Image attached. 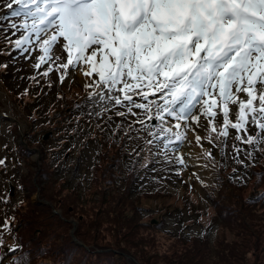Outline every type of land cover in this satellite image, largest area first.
<instances>
[{
	"label": "snow or ice",
	"instance_id": "6c2138e0",
	"mask_svg": "<svg viewBox=\"0 0 264 264\" xmlns=\"http://www.w3.org/2000/svg\"><path fill=\"white\" fill-rule=\"evenodd\" d=\"M0 2L9 10L0 21L22 18L21 24L13 20L3 30L29 32L14 41L15 48L31 43L33 34L40 42L33 67L39 70L49 65L40 75L48 77L55 65L56 71L62 70L59 81L63 84L82 73L90 81L86 87L95 89L89 99L113 102L112 109L104 105L96 116L112 111L120 118L136 117L127 124L129 132L133 124H140L149 135L162 139L165 149L173 143L172 137L177 142L187 139L180 129L189 127L188 121L210 129L208 137L195 135L197 144L202 139L211 144V133L226 142L230 130L243 144L264 143V0ZM0 67L7 68V64ZM137 96L146 103L136 102ZM157 96L162 103L150 99ZM115 106L127 107V112ZM233 111L234 120L230 118ZM218 116L222 117L219 126ZM141 117L161 123L153 132ZM167 117L176 121V131L165 127ZM251 125L259 129L255 135ZM235 151L240 154L242 150L237 147ZM204 154L213 157L209 150ZM247 157L251 159L252 153ZM4 162L0 159V165ZM177 163L183 165L185 160L177 157ZM3 231L12 232L7 218L0 225V246L5 243ZM13 264L27 261L21 256Z\"/></svg>",
	"mask_w": 264,
	"mask_h": 264
},
{
	"label": "rangeland",
	"instance_id": "374dc122",
	"mask_svg": "<svg viewBox=\"0 0 264 264\" xmlns=\"http://www.w3.org/2000/svg\"><path fill=\"white\" fill-rule=\"evenodd\" d=\"M8 13L9 10L4 8L2 2H0V16ZM12 20L17 25L21 24L19 22L21 18H12ZM5 21L9 20H2V22ZM7 25L4 26L5 29ZM6 34H14L17 39H21V35H28L29 32L24 29H20L19 31L10 29L6 31ZM39 43L33 34L31 36V43L22 45V48L16 49L11 56L0 55V63L5 60L9 64L6 71L0 69V158H3L5 161L3 165H11V168L8 170L0 169V195L5 197V191L11 190V187L14 188L11 205H5L9 211L12 210V205L16 204L18 199L23 197V192L17 189V182L19 178L27 174L24 160L20 157L17 158V152H15L17 145L27 150L29 158L34 162L31 185L33 188L32 192L34 193L31 194V200L34 205H37V202L40 203V201L41 204L50 205L52 203L43 199L38 190L40 185H44L43 183L40 184V168L44 165L45 161H48V158L45 159L46 154L43 149L46 148L49 155H51V149L53 151L58 150V154L52 155V158L59 164V174L57 177L65 176L72 187L81 183V189L85 190L91 177L92 165L98 159L100 148V141L93 134L97 132L105 136L113 135V131L117 128V125L125 128L127 124L132 123L136 119V117L131 115L126 118H120L115 116L112 111L103 116H96L95 113L102 111L104 105H108L109 109H112L113 102L107 99L104 101H100L98 98L95 100L89 99V93L95 89L86 87L90 81L82 73H76L72 78L66 79L61 84L59 76L62 70L56 71L55 68L49 73L47 79H42L41 84L36 87L42 86L43 91L36 102L27 98H23L21 101L20 94L30 83V77L37 75L38 72L45 71L49 66L48 64H44L39 70L33 67L38 62L37 57L40 54ZM23 48H27L28 51H23ZM56 63L58 64L59 61ZM53 66L55 67V65ZM46 81L48 83L44 84ZM76 84L78 86L81 85L85 90L82 96L83 105L70 112V110L67 111L60 105L62 100L61 93H65L72 85ZM134 99L137 102L146 103V101L141 100L138 96L134 97ZM150 99L161 102L158 96L150 97ZM38 105L39 107H37ZM232 107L235 111V106ZM33 108L35 109L32 111L31 109ZM51 108L53 109L50 110ZM115 108L127 112V107L115 106ZM198 108L199 104H197V108L193 109V111L197 112ZM134 111L141 112L139 109H134ZM234 111L230 114L231 119L235 117ZM35 112L36 116L40 119L33 122V120L28 119V116ZM64 114H67L66 118L60 119V115ZM76 114H83L85 117H89V120L87 121V119L83 118L77 119ZM109 116H111V119L108 118ZM166 121L165 127H173L176 123L171 117H167ZM221 121L222 117L218 116V126ZM201 122L205 121L202 119ZM74 123H77L79 127H76ZM187 123L189 127L180 129V131L184 132L187 129V139L183 142L174 141L173 144L169 145V148L165 149L163 148V143H158L162 139H154L158 142L153 149L154 156L152 157L151 164L139 171L134 183L133 192L130 195L132 204H129V207L125 209L128 216L121 220V225L119 224L120 226L118 227V229H121L123 225L125 228L135 229L133 233L138 232L136 230L139 229L144 232L143 234H146L148 231L154 233L155 239H150L149 237H145L144 239H147L149 243L152 240L151 243L155 244V246L151 248L148 243L146 250L139 249L140 254L136 249L135 239L129 237L122 238L119 234L115 235L114 221L116 220L115 218L120 217V210L117 206H108L102 203L101 199L103 197L96 194L95 199L92 201H98V203L91 205L89 211L85 213V218H90L89 221L85 220L84 224L79 225L77 217L68 220L76 222L75 230L80 231L78 227L81 226V231L84 234L82 243L87 248L100 250L98 248L105 249L108 247L110 250L130 256L133 264H138L134 259L138 254H140L138 257L147 256L148 264H176L180 263L179 258H182V250L175 247L181 244L177 239L178 237L191 239L207 236L212 240L216 238L219 226L216 223L208 225L209 221H205L207 218L198 221L195 209H207L212 204L210 189L212 188V184L217 181V178L222 174L224 175L225 169L230 164L229 147L237 133H235V130H230V137L226 139V142H224V138H220L215 143L212 141L210 144L208 139H202L200 144H197L195 135L199 134L204 137V134L208 130L205 131L196 127L191 121ZM12 125L16 126L17 129L15 131ZM173 130L176 129L173 127ZM250 131L252 135H255L259 132V129L251 125ZM142 133L143 131L136 132V138L130 140L127 146V150L130 153L129 159L134 157V151L139 150L145 142L153 137L147 134L143 136ZM193 133H195L194 136ZM43 134H48V138L42 140ZM238 143L240 146H235L242 151L240 154H237L235 150L233 152L235 171L233 170L230 173L229 179L244 182L250 174L247 168L249 165L256 163L260 156L258 150L263 143L258 146ZM61 144H64L62 150L58 149V146ZM206 150L211 151L213 157L206 156L204 154ZM248 152L252 153L251 159L247 157ZM177 157H183L185 164L181 165L177 163ZM238 160H243L245 164L238 163ZM223 169L225 170L224 173ZM122 188L124 190L126 184L122 185ZM155 194H161L160 198L147 197ZM216 194L217 192L215 191L214 195ZM133 202L135 203L134 205ZM191 208L194 213L190 211ZM54 209L52 207L53 213ZM4 211L3 201L0 199V222ZM44 213L40 222L46 225L50 224V227H47L46 231L50 233L54 232V238L58 236L59 232L71 235L73 224L71 227L68 224H66V227L61 226L57 219L49 216L48 210H44ZM60 213L62 216L61 211ZM56 215L62 219L58 214ZM62 217L65 220L64 216ZM94 220H99L100 226L97 225L98 221L93 223ZM153 220H156L157 223L151 224ZM147 222H151L148 228L143 226L144 224H148ZM21 227L22 225L20 224L19 228L21 229ZM67 228L68 230H66ZM44 230L33 228L35 233L44 232ZM123 233H126V231ZM224 234L223 231H221V234L219 232L220 236H224ZM30 237L32 236L30 235ZM41 237L39 238L41 239ZM135 237L137 240L143 239L136 235ZM44 240H48V238H42V242ZM100 244H105L106 247H102ZM153 251H156L157 254L153 253ZM53 253L55 255V251ZM84 253L85 260L87 259V263L85 264H88L89 260L92 264H126L124 259L117 255H105L107 257L94 256V259H92L93 257H89L91 253H88L86 250H84ZM74 256L76 259H73V264H78L80 256ZM5 259L7 257L3 260ZM128 264L131 263L128 261ZM239 264H242V261Z\"/></svg>",
	"mask_w": 264,
	"mask_h": 264
},
{
	"label": "trees",
	"instance_id": "16d2710c",
	"mask_svg": "<svg viewBox=\"0 0 264 264\" xmlns=\"http://www.w3.org/2000/svg\"><path fill=\"white\" fill-rule=\"evenodd\" d=\"M12 21V19L5 22L0 21V55L2 56L9 57L16 50L14 41L17 40V37H15L14 34H6L3 30L5 29L4 26ZM19 22L22 23V18ZM5 36H7L8 39H5ZM4 64H7V68L9 67L8 61L4 60L0 63V65ZM7 68L0 67L1 70L3 69L5 71ZM53 68L55 67L53 66ZM42 72L43 71L34 75L36 77L35 80L30 79L27 88L20 94L21 101L23 98H27L36 102L37 98L43 93L42 86L36 88L41 84L42 79H47V77L40 75ZM37 81H39V83H37ZM45 83H48V81L44 82V84ZM25 92H27V94H24ZM84 93L85 90L81 85H72L68 91L65 93L63 92V94L61 93L62 100L60 105H62L65 110L73 112L83 105L82 96ZM37 107H39V105ZM35 108L31 110L33 111ZM52 109L53 108L50 110ZM80 112L86 114L85 112ZM83 114H76V118H83L88 121L89 117H85ZM66 115L67 114L60 115L59 118H66ZM28 119L34 122L40 118L36 116L35 112L34 114L31 113ZM144 119L145 125L153 132L157 130L161 123L160 121H156V123L153 124V120L148 121L146 117ZM74 125L79 127L77 123H74ZM12 126L15 131L17 129L16 126ZM74 131H76V129H74ZM139 131H143V136L146 134L149 135L140 124H133V130L130 132L127 127L121 128V126H119L113 131L114 134L110 136H105L97 132L93 134V136L100 141V148L98 151V159L92 165L91 177L85 190L81 189V183L72 187L69 185V181L65 176L57 177L59 174V164L52 158V155L58 154V150L53 151V149H51V155H49L47 154V149H43L44 153L47 155H45V159L48 158V161H45L44 165L42 164L43 166L40 168V184L43 183L44 185L39 186V194L43 199L51 202L56 210H60L65 220L58 218L57 215L53 213L52 207L48 204L37 202L38 204L34 205L31 200V194L34 193L31 187L34 162L29 158L28 151L22 146L17 145L15 148L17 158L20 157L24 160L27 174L18 179L17 189L23 192V197L18 199L16 204L12 205L11 211L7 210L8 208L5 206L8 204L11 205L12 203V195L9 193L10 189H8L7 192L5 191V197L0 195V199L3 201V208H5L0 225H3L7 218L12 228L11 233L3 231L5 243L0 246L1 264H13V262L18 260L21 256L24 257L27 264H69V261L73 264V259H76L74 255L80 256L78 264H85L87 263V259L85 260V256L83 255L85 254L84 250L91 253L89 257H93L92 259H94V256L107 257L105 255H117L123 258L126 264H128V261L133 264L130 256L110 250L105 244L100 245L106 247L105 249L107 250L103 248H98L100 250L87 248L85 244L82 243L84 234L81 231V226L78 227L80 231H74V236L81 242L80 244L73 240L72 236L68 233L59 232L58 236L54 238V232L50 233L46 231V228L50 227V224H48V226L42 224L40 221L42 215L45 214L44 210H48L49 216L57 219L61 226L66 227V224H68V226L71 227L72 223L68 220L73 217H77L79 225H82L85 223V220H90V218H85V213L89 211L91 205L98 203V201H92L95 199L94 197L96 194H98L100 197H103L101 199L102 203L108 206H117L120 210V217L115 218L116 220L114 221L115 235L119 234L122 238L129 237L135 239L134 242L137 245L136 249L138 253H140V248L146 250L149 241L144 238L149 237L150 239H155V236H153L154 233L148 231L146 234H143L144 232L140 229L136 230L138 232L133 233L135 229L132 230V228L129 227L125 228L123 225L121 229H118L121 225V220L128 216L125 209L129 207V204H132L130 195L133 192L137 175L141 169L151 164L152 157L154 156L153 149L158 142L154 140V137H151L149 140H152L153 143L149 145L145 142L139 150L136 152L134 151V157L129 159L130 153L127 150V146L130 140L136 138V132ZM126 132L128 133L127 135L125 134ZM209 134L210 129L204 134V137H208ZM160 135L162 136L163 134ZM44 136L45 134H43L42 140H45ZM211 136L214 143L219 140L216 133H211ZM172 140L174 143L175 137H172ZM238 142L242 143L233 138L229 147L230 164L227 169H225L226 171L223 169V173L225 171L224 175L222 174L217 178V181L212 184V188L210 189L212 204L209 205L207 209H195L198 221L207 218L205 221H209L207 223L208 225L216 223L219 226L216 238L214 239L215 241L207 236L191 239L178 237L177 239L181 244L175 247L182 250V258H179L180 263L176 264H239L241 261L242 264H264V198H262L264 197V179H262V177H264V152L260 150L264 148V143L258 150L260 156L256 163L249 165L247 168L250 174L244 182H239L229 179V175L235 167L233 152L236 148L235 145L240 146ZM158 143H163V140ZM63 148L64 144L58 146L60 150ZM243 164L245 163L243 162ZM10 168L11 165L8 164L0 165V169L3 170H8ZM125 184L126 188L123 190L122 185ZM215 191L217 192L216 195H214ZM160 196L161 194H155L147 197L160 198ZM179 199L181 200L180 197ZM134 204L133 202V205ZM190 211L193 212V209L191 208ZM96 221H98L97 225L100 226L99 220H94L93 223ZM150 223L144 224L143 226L148 228ZM20 224L22 225L21 229L19 228ZM33 228L45 230L44 232L35 233ZM66 230H68V228ZM124 231H126V233H123ZM221 231L225 233L224 236L219 235ZM30 235L32 237H30ZM135 235L143 239L137 240ZM40 236H42L41 239L39 238ZM42 238H48V240L42 242ZM151 241L152 240H150L149 244L150 247L153 248L155 244L151 243ZM9 248L12 250L10 251ZM53 251H55V255ZM153 253L157 254L156 251H153ZM138 255L134 258L138 264H148L147 256L138 257ZM5 257H7V259L3 260ZM190 259L191 261H189ZM88 264H92L90 260Z\"/></svg>",
	"mask_w": 264,
	"mask_h": 264
},
{
	"label": "water",
	"instance_id": "95a60500",
	"mask_svg": "<svg viewBox=\"0 0 264 264\" xmlns=\"http://www.w3.org/2000/svg\"><path fill=\"white\" fill-rule=\"evenodd\" d=\"M44 138L47 139V138H48V134H45ZM13 189H14V188L11 187L10 195L13 194ZM40 203H41V201H40ZM50 206L53 207L52 204H50ZM53 209H54V207H53ZM54 213L58 214V215L63 219V217L61 216L60 211L54 209ZM71 222H72V224H73V229H72V231H71V236H72V238H73L76 242H78V243L81 244V242L78 241V240L74 237V230H75V228H76V222L73 221V220H72ZM152 223H157V221H156V220H153Z\"/></svg>",
	"mask_w": 264,
	"mask_h": 264
},
{
	"label": "bare ground",
	"instance_id": "6f19581e",
	"mask_svg": "<svg viewBox=\"0 0 264 264\" xmlns=\"http://www.w3.org/2000/svg\"><path fill=\"white\" fill-rule=\"evenodd\" d=\"M187 131V129L185 130V132ZM195 135V133H193V136ZM186 146V145H185Z\"/></svg>",
	"mask_w": 264,
	"mask_h": 264
}]
</instances>
